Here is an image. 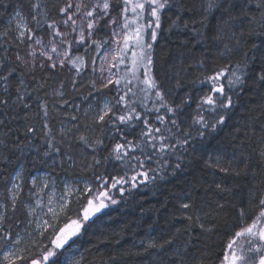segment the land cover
I'll return each mask as SVG.
<instances>
[{
	"label": "snow or ice",
	"instance_id": "obj_1",
	"mask_svg": "<svg viewBox=\"0 0 264 264\" xmlns=\"http://www.w3.org/2000/svg\"><path fill=\"white\" fill-rule=\"evenodd\" d=\"M0 7H7L3 0H0ZM54 7L57 19L51 18L52 13L47 4H42L41 0H29L28 14L36 22L35 27L23 22L25 17L22 7H14V16L20 22L16 24L15 30L6 28L0 32V37L4 39L11 36L18 49L14 60L6 57L0 59V116L11 115L8 110L17 103L25 109L29 107L24 95L27 92L26 78L31 75L35 79L38 61L39 70L45 73L56 75L59 71L69 69V66L80 73L86 65L79 55V49L84 48L86 54L93 45L98 54L104 49L105 61H108L109 56L112 57L115 61L111 64L112 68L118 64L125 65L132 79L143 86L140 91L144 97L139 102L133 100L132 97L137 94L129 87L132 80H125L122 88L120 84L123 77L114 79L115 74L105 77L101 65L99 82L92 80L84 97V102L89 105L85 117H88L89 111L95 113L92 124L81 126L77 123L76 132L67 142L66 152L47 142L52 152L62 158L67 156V161L73 164V148L83 149L92 159L89 162L81 154V164L95 174L91 181L85 180L82 188L66 185L60 197L49 195L47 212L44 213L48 219L37 223V239L32 241L40 251L31 257L20 254L27 249L19 248L22 243L20 233L12 230L14 224L23 222V218L13 221L10 216V213L17 211V201L23 190L22 183H18L22 182L23 169L13 168L11 175L6 174L7 166L17 159L16 150L23 153L22 142L10 140L7 134L4 139H0V165L5 169L0 171V179L11 185L7 197L10 204L0 202V251L7 249L3 251L0 264H61L59 257L63 251L70 248L100 214L119 203L115 193L123 199L125 192L131 194L140 186L146 187L168 175H175L183 168L184 154L195 151L194 141L199 139L203 144L226 124L231 110L236 106L234 96L250 88L264 89V39L259 43L250 42L251 37H264V0H118V3L117 0H88L87 3L85 0H76L75 3L73 0H64L62 5ZM113 11L118 12L122 22L117 21ZM165 19L169 21L167 29L162 28ZM109 25L117 26L111 30V41L108 38L96 39L98 33ZM177 28L188 32L193 48L204 45L206 50L215 49L216 57L222 61L209 69L205 59H196L201 71L192 83L200 86L199 94L193 96L186 93L179 102L170 99L172 89H166L164 81L153 75L154 43L161 32H171ZM40 29L47 32V41L38 34ZM72 33L78 35L72 37ZM188 43L184 42L185 48ZM111 44L117 47L112 49ZM21 45L25 48L23 56L19 53ZM117 52L119 56L115 55ZM192 57L195 59L194 52ZM95 64L96 58L93 57V72H96ZM256 65L258 69L254 67ZM78 84L73 79L74 89ZM63 86L61 82L60 88ZM40 87H44V84ZM175 87H182L180 79H176ZM13 88L15 100L12 98ZM105 90L112 93L111 100L107 99ZM53 94L64 95L60 89H54ZM149 95L155 98L151 108L144 103ZM261 98L264 99V94ZM92 101H95L94 106ZM64 104H68V101L64 100ZM45 105H42L43 115L47 118ZM161 109L164 110L162 114ZM185 109L192 111L186 113ZM261 117H264V110L261 111ZM78 119L77 116L71 117L73 121ZM0 126L12 131L10 122L4 119H0ZM43 127L49 128L47 123ZM81 127L90 128L93 132L100 131L101 135L90 139L81 132ZM28 134H35L31 126L27 128L25 138ZM232 149L231 157L227 159L210 155L205 160V166L236 177L249 172L253 178L264 177V122L259 124L258 132L255 121L251 125L238 126L233 133ZM44 154L50 156L51 152L45 151ZM173 156L176 160L174 165L170 163ZM102 165L110 166L113 171L109 172L105 167L104 173L100 174L97 169ZM254 166H259L260 170H254ZM31 183L33 188H39L41 192L49 187L46 182L38 185L36 178ZM215 187L220 192L230 191L219 183ZM24 206L28 209L26 215L31 216L35 212L30 203ZM36 206L43 207L44 202L37 199ZM218 207L223 208V205ZM256 207L257 213L251 216H247L241 208L238 228L223 233L221 251L216 253L218 264H264V195L258 199ZM192 208L191 200L181 202L178 214L189 222L184 229L185 234L198 224L200 236L193 240L189 235L188 239L178 243V229L177 233L162 240L150 239L146 245L142 241L144 252L155 250L160 253L161 264L163 257L169 253L173 257L170 264H207L206 256L190 258V248L204 234L209 237L216 235L217 226L211 222H200V216L191 212ZM45 239L48 240L47 244H43ZM204 249L207 250L208 245L205 244Z\"/></svg>",
	"mask_w": 264,
	"mask_h": 264
},
{
	"label": "trees",
	"instance_id": "obj_2",
	"mask_svg": "<svg viewBox=\"0 0 264 264\" xmlns=\"http://www.w3.org/2000/svg\"><path fill=\"white\" fill-rule=\"evenodd\" d=\"M3 3L7 7H0V32L6 28L15 30L10 23L14 16V7H22L27 24L30 27H35L36 22L28 14L29 0H3ZM41 3L47 4L52 13L51 18L57 19L54 6L62 5L64 0H41ZM168 15L175 19L172 13ZM38 19L41 18L38 17ZM168 26L169 21L163 20L162 28L167 29ZM38 34L43 38L48 37L47 32L42 29L38 30ZM95 38L98 40L108 38L110 40L105 28ZM262 39L264 37H251L250 42L259 43ZM185 41H189L187 48L184 47ZM190 41L191 37L188 32L183 31L182 28H177L171 32H161L153 46V75L164 81L166 89H172L170 99L175 102H179L186 93H191L193 96L199 94L200 86L192 83L201 71L199 65L196 64V59H205L209 69L222 63L216 57L215 49L206 50L204 45L193 48ZM5 48L8 49L7 52L4 51ZM17 51L11 36L7 39L0 37V59L6 57L8 60H14ZM92 52L94 55L97 53L94 45L87 50L86 54L85 49L80 48L79 55L83 57L86 67L80 73L71 69V66L66 71L71 75L77 73L80 78L88 75L90 73L88 62L92 57ZM192 52L195 53V59L192 57ZM19 53L23 55L21 47ZM254 67L258 69L259 66ZM35 68V79L33 80L31 75L26 78L27 92L24 95L25 103L29 107L25 109L22 104L17 103L14 108L8 110L11 115L0 116V119L10 122L12 129L9 132L8 128L0 126V139H4L7 134V138L10 140L21 141L23 147V153L19 149L16 150L17 159H14L6 169L7 175L12 174L13 168L23 169L21 182L23 190L20 192L17 201V211L10 213L13 221L17 218H23V222L14 224L12 229L18 231L20 235L28 226L27 222L30 216L26 215L28 209L24 205L34 201L35 189L31 179L36 173L46 172L57 180L78 179L82 181H91L95 174L93 171L86 170L81 164L83 158L81 154L86 156L89 162L92 159L91 155L84 152L83 149L73 148L75 161L73 164L72 161H67V156L62 158L61 155L52 152L47 144V142H51L66 152L67 142L71 139L74 129H72V133L65 136L60 131L63 124L69 121L76 125L79 123L81 126L88 124L82 116V112L86 106L84 97L89 91L90 83L85 85L86 89L84 90L86 92L79 89L75 93L66 86L63 89L65 96L56 99L53 96V89L63 80L68 81V76L60 71L56 75L42 72L39 70V64H36ZM170 77L172 78L170 79ZM176 79H180L182 87H175ZM41 84H44V87H40ZM249 85H251V81H249ZM120 87L123 88L124 85L120 84ZM129 87L139 96L132 97L133 100L139 102L140 99H143V92L138 90L140 88H136L135 85H129ZM262 94H264V89L250 88L234 96L236 106L231 110L230 118L227 119L226 124L221 126L213 136L208 137L203 144L199 139L194 141L195 151L190 150L184 154L183 168L175 175H168L165 179L157 180L154 184L150 183L146 187L140 186L138 189H134L131 194L125 192L123 199L113 190L119 203L110 206L100 214L91 226L76 238V242L63 251L59 257L61 264H76V262L79 264H161L160 253L155 250L144 252L141 242L143 241L146 245L150 239L162 240L177 233L178 229L180 230L177 236L178 243L188 239L189 235L193 240L200 236L198 224L185 234L184 229L189 222L178 214L181 202L189 200L193 203L191 212L200 216V222L205 224L211 222L217 226L216 235L209 237L204 234L198 243L191 246L192 256L190 258H200L203 255L207 257V264H214L216 253L221 251L223 233L226 230L238 228L240 209L243 208L247 216L257 213L258 199L264 195V183H262L264 177L253 178L251 172L239 177L226 175L206 167L205 160L210 155L213 158L216 156H222L225 159L231 157L232 137L238 126L251 125L255 121L257 132L259 131V124L264 122V117H261V111L264 110ZM106 95L110 100L113 98L112 93L108 90ZM12 98L15 100L14 88ZM154 99L153 96L149 95V98L144 101L145 105L148 108L153 107ZM64 100H67L68 104H64ZM75 101H79L82 109L78 113H70L69 107ZM42 105H45L48 110L47 118L43 115ZM163 111L161 109V114ZM191 111L192 109H185L186 113ZM72 116H77L78 121L71 120ZM45 123L48 124L49 128L43 127ZM29 126L35 130V134H28L25 138ZM81 129V132H84L90 139L101 135L100 131L93 132L90 128L85 129L83 127ZM45 133L48 135L46 136ZM9 146L11 147V144ZM45 151L51 152V155L46 156ZM170 163L172 165L176 163L175 156L170 158ZM105 167L108 168L109 172L113 171L107 165H102L97 171L103 174ZM3 170H5L4 166L0 165V171ZM254 170L259 171V166H254ZM218 183L230 191L220 192L215 187ZM9 186L3 179H0V202L10 204V199H7ZM218 205H223V208L218 207ZM72 207L75 209L76 205L73 203ZM204 213L209 215L205 216ZM34 239L37 238L34 237ZM47 243L48 240L45 239L43 244ZM205 244L208 245L207 250L204 249ZM25 249L27 251H23L22 255L27 257H31L40 251V248L36 247L32 241ZM5 250L3 249V251ZM3 251H0V260H2ZM171 259L173 257L169 253L163 257V264H170ZM18 264H23V262H18Z\"/></svg>",
	"mask_w": 264,
	"mask_h": 264
},
{
	"label": "rangeland",
	"instance_id": "obj_3",
	"mask_svg": "<svg viewBox=\"0 0 264 264\" xmlns=\"http://www.w3.org/2000/svg\"><path fill=\"white\" fill-rule=\"evenodd\" d=\"M73 2L75 3L76 2V0H73ZM85 2L87 3L88 2V0H85ZM92 2H95V0H92ZM117 3H118V0H117ZM113 16L117 19V21L118 22H122L121 21V17L119 16V14H118V12H116V11H113ZM18 22H20L19 20H18V18L17 17H15V16H13L12 18H11V20H10V23H11V25L14 27V29L16 28V24L18 23ZM23 22L24 23H27L26 22V19H24L23 20ZM117 26L116 25H109V26H107V27H105V29H106V34H108V36H109V38H110V41H111V39H112V37H111V30H112V28H116ZM119 29L117 28V31H118ZM65 31H67V29H65ZM77 36L78 35V33H72V36ZM42 39H44L45 41H47V39H48V37H46V38H43L42 37ZM57 39H59V38H57ZM121 43H122V41H121ZM38 47V46H37ZM66 47V46H65ZM107 47V46H106ZM110 47L112 48V49H115L116 47H117V45L116 44H111L110 45ZM21 49H22V52H23V55H24V52H25V48H24V46L23 45H21ZM22 55V56H23ZM104 55H105V52H104V49H101L100 50V53L98 54V53H96L95 55L93 54V52H92V57L90 58V60H89V65H90V73L88 74V75H86V76H84V77H82V78H80L79 77V75L77 74V73H75V74H69L66 70H63V71H60V72H62V73H64L65 75H67L68 77V81H66V80H63L62 82H63V88H60V85H61V83L58 85H56V88H54V89H60L61 91H65V90H63V89H65V87L67 86V87H70V90L72 91V92H77L79 89H82L84 92H86L84 89H86V87H85V85L88 83V85H89V83L92 81V80H97L98 81V78L100 77V75H101V72H100V68H101V65H103V67H104V72H103V75L105 76V77H107V76H109V75H113V74H115L114 75V79L115 78H120V77H123V79H121V85H125L124 84V82H125V80H132V83H131V85H135V87L136 88H141V87H143L140 83H139V81H137V80H134V79H132V75H131V73L130 72H127L126 70H125V65L124 64H118V66L117 67H115V68H112L111 67V64L112 63H114L115 61L112 59V57L111 56H109V59H108V61H105L104 59H103V57H104ZM115 55L116 56H119V53L117 52V53H115ZM93 57H95L96 58V64H95V68H96V72H93L91 69H92V67H93V65H92V58ZM128 58L130 59L131 58V52H129L128 53ZM42 59V58H41ZM36 64H39V61L36 63ZM129 67H130V65H129ZM142 71V70H141ZM138 75H139V73H138ZM73 79H75L76 81H78L79 82V84H78V87L76 88V89H74L73 87H72V81H73ZM99 82V81H98ZM53 89V90H54ZM138 90H140V89H138ZM107 90H105V92H106ZM138 93V92H137ZM65 94V93H64ZM142 95H144V93H142ZM56 99H58V98H62L61 96H58V95H53ZM65 95H63V97H64ZM135 98L136 97H139V96H134ZM107 99H109L108 97H107ZM92 104H93V106L95 105V101H92ZM82 109V106H81V104L79 103V101L77 102V101H75V103H73V105H71V107H69V111H70V113H74V112H79L80 110ZM88 109H89V105H88V103H86V106L83 108V117H84V119H86L85 121L89 124V125H91L92 124V118H93V116L95 115V113L94 112H91V111H89V115H88V117L86 118L85 117V115H84V113H85V111H88ZM71 121H69V122H65L64 124H63V126L60 128V131L63 133V135H65V136H67L68 134H70V133H72L73 131H74V133L76 132V124H74L73 122H71ZM79 124V123H78ZM82 128V127H81ZM72 130V129H74L73 131H69V130ZM81 131H82V129H80ZM33 178H36V180H37V183H38V185L39 184H41V183H48V185H49V187L48 188H46V189H43V191L41 192L40 191V189L39 188H34L35 189V193H34V201H32V202H29L30 204H31V207H34L35 208V212L30 216V218H29V220H28V222H27V228L25 229V231H24V233L23 234H21L20 235V239H21V241H22V243H21V245L19 246V248L20 249H25V247L26 246H28L29 245V243L31 242V241H33V239H34V237H35V233L36 232H38L39 231V229L37 228V223H39L40 221H42L43 219H48V217L47 216H45L44 215V213L45 212H47V200H48V197H49V195H51V196H54V197H60L63 193H64V191H65V186L66 185H70V186H79V187H83V185H84V182L85 181H82V180H69V179H61V180H57L55 177H53V176H50V174L49 173H46V172H43V173H36L35 174V176L33 177ZM32 178V179H33ZM32 179H31V181H32ZM18 183H21L20 181H18ZM11 187V185L9 186V188ZM37 199H40V200H42L43 202H44V206L43 207H38V206H36V200ZM29 203H27V204H29ZM53 206L55 207V203L53 204ZM9 247H12V246H9ZM13 250H17V249H13ZM5 251H7V249L5 250ZM23 252V251H22ZM22 252H20V254L22 255ZM2 258H3V253H2Z\"/></svg>",
	"mask_w": 264,
	"mask_h": 264
}]
</instances>
